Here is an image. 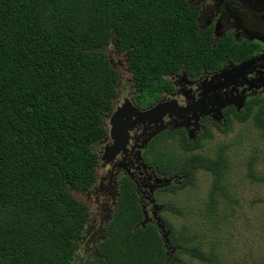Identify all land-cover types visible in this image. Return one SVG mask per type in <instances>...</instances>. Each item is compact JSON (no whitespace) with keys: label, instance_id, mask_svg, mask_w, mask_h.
<instances>
[{"label":"trees","instance_id":"trees-1","mask_svg":"<svg viewBox=\"0 0 264 264\" xmlns=\"http://www.w3.org/2000/svg\"><path fill=\"white\" fill-rule=\"evenodd\" d=\"M198 15L185 0H0V264L75 262L92 216L80 196L98 182L96 148L109 137L122 87L108 48L125 56L136 103L150 105L171 89L170 77L195 79L227 58L229 47H213ZM209 138V128L194 141L184 130L162 134L146 162L160 177L187 180L166 193L194 186L200 170L210 173L214 211L219 197L233 198L223 183L227 146L214 158L198 152ZM140 202L134 184L122 180L98 256L85 264H177L178 250L217 260L200 244L183 245L165 221L175 249L168 252L157 225L143 227Z\"/></svg>","mask_w":264,"mask_h":264},{"label":"flooded vegetation","instance_id":"flooded-vegetation-1","mask_svg":"<svg viewBox=\"0 0 264 264\" xmlns=\"http://www.w3.org/2000/svg\"><path fill=\"white\" fill-rule=\"evenodd\" d=\"M185 1L189 7L198 10L199 29L211 34L213 47L218 44L221 47H229L225 50L227 58L222 61L221 68L212 72L206 71L198 78L194 79L186 73L170 77L171 89L162 92L150 105H138L131 90L127 99L138 109L151 111L162 106L157 114H164L163 123L160 126L150 121L145 124H130L133 127L125 151L120 152L109 164L105 163L102 157L105 147L112 145L110 135L103 144L104 147L101 146L98 182L91 192L95 200V211L92 212L85 235L79 241L81 247L73 264H85L87 260L98 256L99 245L106 237L107 226L116 210L122 180L127 179L134 184L140 200V194H144L141 191L145 190L150 194L147 196V212L152 219L150 223L156 224L155 214L160 217L164 206L157 205L152 195L157 190L156 179L165 178L157 174L154 165L146 162V155L157 137L184 130L189 139L193 133L194 138L190 140L194 141L200 134H204L207 128L232 129L235 125L248 123L262 129L256 124H264V0ZM209 91L206 96L205 93ZM218 94L222 98L214 97ZM205 104L208 105L207 110L220 108V114L207 115L205 111H209L206 109L201 113ZM196 108L200 110L199 116H196ZM214 114L219 120L214 119ZM195 116L199 121L195 120ZM182 123L186 127H178ZM161 126L166 129L152 140L145 141L148 134ZM107 127L110 132L109 121ZM171 178L178 182L179 179L184 181L177 176ZM178 182L172 185L182 186L179 185L181 182ZM140 204L144 209L142 202ZM159 207L163 209L160 211ZM144 211L146 212L145 209Z\"/></svg>","mask_w":264,"mask_h":264},{"label":"rangeland","instance_id":"rangeland-1","mask_svg":"<svg viewBox=\"0 0 264 264\" xmlns=\"http://www.w3.org/2000/svg\"><path fill=\"white\" fill-rule=\"evenodd\" d=\"M107 53L123 84L118 91L116 110L133 91L131 74L125 56L116 54L114 45L108 48ZM211 131L213 138L203 141L198 152L214 158L221 147L227 146L228 168L223 183L233 201L221 196L216 209H210L213 176L203 170L197 173L192 187L186 186L174 193L157 189L152 195L157 205L164 206L160 218L172 224L183 245L200 244L205 253L214 254L217 258L213 263H203L178 250L176 256L181 261L177 264H264V181H255L250 177V174L264 177L263 131L252 123L235 125L229 132L216 128ZM101 146H97L98 152ZM252 158H256V162L251 168ZM186 181L179 179L178 183L183 185ZM141 192H144L140 196L147 212L150 194L145 190ZM80 200L90 206L91 212L95 211L91 193L81 195ZM166 203L175 206L180 213L167 211Z\"/></svg>","mask_w":264,"mask_h":264},{"label":"water","instance_id":"water-1","mask_svg":"<svg viewBox=\"0 0 264 264\" xmlns=\"http://www.w3.org/2000/svg\"><path fill=\"white\" fill-rule=\"evenodd\" d=\"M210 93L207 92L205 93L206 96ZM215 98H222L221 95H215ZM210 98V97H209ZM220 106H222L220 104ZM207 107V108H206ZM212 107H214L212 105ZM162 108V106H158L156 107L154 110L152 109L147 110V111H142L140 109H138L136 106L133 105V103L126 99L123 104L119 105L117 107V109L112 113V115L110 116L109 119V126H110V141L112 143L111 146L107 145L105 147V149L103 150V161L105 163H111L113 162L114 158L122 151H125L126 149V145L129 139V133L130 130L132 129L133 125L130 124H145L148 123V121H150V123H155L156 126H160V124H162V118L164 114H157L160 109ZM202 111L201 113H203L205 111V109H208V105L205 104V106L202 107ZM199 108H196V116H199L198 114H200L199 112ZM209 112H206L207 115L213 114V113H218L220 114V108H211L209 110H207ZM204 115V114H202ZM195 116V117H196ZM214 119L219 120L218 116L214 114ZM196 121H199V119L196 117L195 118ZM186 127V125L184 123H182L180 126L178 127ZM166 128L164 126L161 127H156L155 132H152L150 134H148V138L145 139V141H150L152 140L156 135L160 134L163 130H165ZM193 133L190 134V139L193 140L194 136L192 135ZM177 181L173 178H165V179H156L155 183L157 184L155 187L157 189H164L165 187H168L172 184H175ZM181 184V183H180ZM162 207H159L158 210H162ZM144 215H145V220L143 222V227H146L147 223L152 221V219H150L148 217V214L144 211ZM155 222L157 224V227L160 230V234L162 235L164 242H165V247L168 250V252L172 249V246L170 244V231L167 230L166 227V223L164 220H162L160 217L157 216V214H155ZM173 252H175V249L172 250Z\"/></svg>","mask_w":264,"mask_h":264}]
</instances>
